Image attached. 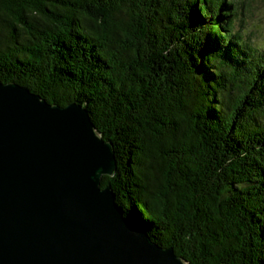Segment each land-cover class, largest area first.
I'll return each mask as SVG.
<instances>
[{"label": "trees", "instance_id": "1", "mask_svg": "<svg viewBox=\"0 0 264 264\" xmlns=\"http://www.w3.org/2000/svg\"><path fill=\"white\" fill-rule=\"evenodd\" d=\"M245 0H0V81L84 106L132 224L189 264H264V47Z\"/></svg>", "mask_w": 264, "mask_h": 264}, {"label": "water", "instance_id": "2", "mask_svg": "<svg viewBox=\"0 0 264 264\" xmlns=\"http://www.w3.org/2000/svg\"><path fill=\"white\" fill-rule=\"evenodd\" d=\"M88 110L0 81V264H189L124 216Z\"/></svg>", "mask_w": 264, "mask_h": 264}, {"label": "rangeland", "instance_id": "3", "mask_svg": "<svg viewBox=\"0 0 264 264\" xmlns=\"http://www.w3.org/2000/svg\"><path fill=\"white\" fill-rule=\"evenodd\" d=\"M239 7L235 30H240L245 40L264 47V0H245Z\"/></svg>", "mask_w": 264, "mask_h": 264}]
</instances>
